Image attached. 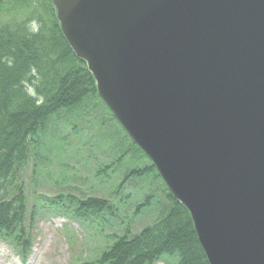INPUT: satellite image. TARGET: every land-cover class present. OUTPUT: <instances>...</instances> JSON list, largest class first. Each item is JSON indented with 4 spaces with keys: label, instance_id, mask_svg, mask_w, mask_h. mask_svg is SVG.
<instances>
[{
    "label": "water",
    "instance_id": "obj_1",
    "mask_svg": "<svg viewBox=\"0 0 264 264\" xmlns=\"http://www.w3.org/2000/svg\"><path fill=\"white\" fill-rule=\"evenodd\" d=\"M53 2L209 263L264 264V0Z\"/></svg>",
    "mask_w": 264,
    "mask_h": 264
},
{
    "label": "trees",
    "instance_id": "obj_2",
    "mask_svg": "<svg viewBox=\"0 0 264 264\" xmlns=\"http://www.w3.org/2000/svg\"><path fill=\"white\" fill-rule=\"evenodd\" d=\"M91 100L105 107L125 138L126 151L105 167V178L109 169L116 172V165L131 156L129 160L138 159L140 165L124 181L138 178L144 185L154 174L151 181L161 184L165 196L160 202L152 191L145 195L137 214L158 205L157 220L137 234L128 229L123 236H114L100 264H155L164 257L174 264H209L189 212L173 199L153 164L99 98L94 77L62 34L52 0H0V239L21 240L23 251L30 246V236L24 234L29 201L23 176L31 155L44 144L51 124L67 116L77 121ZM156 189L161 190L157 185ZM46 199L62 216L104 228L112 227L120 214L121 202L106 198Z\"/></svg>",
    "mask_w": 264,
    "mask_h": 264
},
{
    "label": "rangeland",
    "instance_id": "obj_3",
    "mask_svg": "<svg viewBox=\"0 0 264 264\" xmlns=\"http://www.w3.org/2000/svg\"><path fill=\"white\" fill-rule=\"evenodd\" d=\"M84 111L77 121L67 116L51 124L44 144L33 151L23 176L29 201L24 234L30 236V246L23 251L21 240L0 239V264H100L114 236H123L128 229L137 234L157 220L158 205L143 208L139 214L137 208L150 191L163 202L161 184L151 181L154 174L144 185L138 183V178L124 181L140 165L138 159L131 162V156L116 165V172L109 169L105 178V167L126 151L122 146L125 138L98 101L91 100ZM118 188L119 193H114ZM58 196L119 201L120 214L112 227L105 228L98 223H82L72 215L59 217L56 208L51 207L52 201L46 199ZM155 264L174 262L164 257Z\"/></svg>",
    "mask_w": 264,
    "mask_h": 264
}]
</instances>
